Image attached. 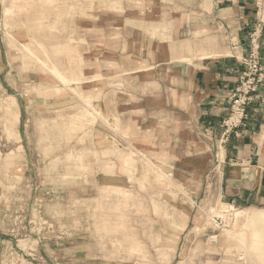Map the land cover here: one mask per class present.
<instances>
[{
	"label": "rangeland",
	"instance_id": "obj_1",
	"mask_svg": "<svg viewBox=\"0 0 264 264\" xmlns=\"http://www.w3.org/2000/svg\"><path fill=\"white\" fill-rule=\"evenodd\" d=\"M85 1L57 0L54 4H46V0H30L26 12L17 14V8L22 4L20 0H0V105H4L9 96H13L21 111L18 123L11 128L19 140L17 136L8 138V133L4 131L6 115L0 110V215L6 217V230L16 238V243L10 247L9 252L0 256V264H37L34 253L37 254L35 248L41 244H48L49 250L54 246L67 249L68 260L65 264H73V260L78 261L76 264H237V258L224 255L220 245L225 229L235 232L244 230L242 221L235 224L236 218L233 216L224 220L216 216L214 218H217L218 229L213 221L204 226L207 224L205 213H209L212 207L221 210L220 203L228 204L221 199L223 167L220 158L206 157L212 153L206 154L205 144L189 143L186 128H182L180 136L175 135L178 128L177 125H172L174 119L164 121L168 126H163L162 123L157 126L159 121L144 118L141 126V118L135 117V113L133 116L130 114L124 123L121 122L123 128L134 123V128L130 131L132 134L129 133L127 137L123 132L105 128L97 122V125L87 123L77 138L64 142L62 136L65 132L63 134L62 129L49 127H52L60 115H64L60 119L61 124L67 123L70 115L76 113L73 106L81 105L82 101L70 91L52 98H65L62 104L56 100L39 98L38 91L45 90L48 86L60 85L57 82L59 80L44 71L26 52L14 48L9 38L36 37L50 50V57L53 56L51 59L56 62L54 64L62 70L69 69V73L78 63L72 58L74 54L66 44H72V49L80 48V53L87 59L91 55L98 58L101 56L103 59L105 53L109 52V34H114L115 30L119 33L115 40L117 44H122L124 37L130 42V48L122 50L125 55H140L138 51H144L148 45V55L153 57L156 42L160 41L144 33L142 28L155 24H165L168 28L166 36L171 35L175 42L187 43L191 40L212 48L218 43V39L205 29L211 11V0H114L113 5L120 3L122 13L108 8L112 0ZM9 7L16 14L12 20L4 14ZM40 9L47 13L44 22L37 21L43 14ZM64 10L67 11L65 14ZM148 12L151 15H147ZM111 16L117 17L116 23L107 21V17ZM101 22L104 24L101 33L96 29L94 32L97 33H88V28L101 26ZM93 34H99L98 41L88 37L87 42H81L80 45L77 42L71 43L74 37L85 38L94 36ZM137 40L143 42L141 50L135 43ZM164 41L168 44V40ZM56 44L60 45L53 48ZM33 48L42 55L38 47ZM122 52L117 51L119 56ZM187 52L184 54H188ZM113 73L116 79L100 78L94 84L83 86L87 93H94L92 86L97 88L93 110L106 113L110 105V109L114 111L116 98H111L110 90L115 89L119 85L118 80L123 77L118 78L121 75L118 67ZM128 84L131 85V82ZM168 109L172 110L171 107ZM109 122L114 124L115 118L110 116ZM103 144H110L123 151L136 149L146 153L150 159L158 154L166 155L167 163L162 168L166 175L181 181L185 194L175 191V198H164L161 192L165 189L160 187L155 177L157 174L152 169L148 180L141 182L139 179L147 170L145 162L140 161L142 156L137 159V173L135 172L134 177L126 172L124 162L121 164L116 160L112 162L113 169L104 173L106 170L100 153V146ZM19 145H22V150H17ZM139 151L136 152L138 156ZM11 152L13 157L7 162L5 157ZM68 154H83L86 169L76 171L82 158H68ZM108 184L119 185L113 193L118 195V191H121L128 203L125 204L123 198L116 196L112 199L101 198L107 191H103V186ZM117 200L120 203L119 211L114 206ZM154 201L176 205L188 215L185 230L180 233V240L175 246L160 245L151 238L155 216L162 219L154 209ZM197 221L198 228L195 227ZM104 222L108 224L106 230L99 231L98 227ZM258 228L264 236V225L259 224ZM211 235L219 237L217 244L209 242ZM132 240L138 243L140 252L130 251ZM253 240L251 234H248L249 246H252ZM199 243L204 245L205 252L196 250ZM163 252L166 256L161 255ZM62 257L65 258L64 255ZM54 258L60 259V256H53L52 263L48 260V264H57L58 261H54Z\"/></svg>",
	"mask_w": 264,
	"mask_h": 264
},
{
	"label": "crops",
	"instance_id": "obj_2",
	"mask_svg": "<svg viewBox=\"0 0 264 264\" xmlns=\"http://www.w3.org/2000/svg\"><path fill=\"white\" fill-rule=\"evenodd\" d=\"M211 3V11L205 29L211 33L212 37L218 39V43L212 48L205 47L210 51V56L197 58L186 54L184 56L190 62L187 63L180 59L174 58V60L171 55L167 57L162 51L151 57L148 55L149 48L138 51L140 55H131V53L125 55L122 50L129 49L130 42L124 37L123 43L117 44L115 40L119 33H116L118 31L115 30L114 34H109V52L105 53L103 59L96 55H91L87 59L83 54L77 55L76 59L72 57L78 66L73 68L71 73H69V69L59 68L61 73L64 76L66 73V78L69 79L68 90L60 80L57 81L60 85L54 86L60 87L62 95L66 91H70L78 96L82 102L81 105L73 106L76 108V113L91 112L95 115L93 124L100 123L105 127L113 128L116 132L122 130L123 134L127 131L128 125L123 128L122 124L128 120L130 114L133 116L135 113V117L141 118V126H143L141 121L144 118L159 121L160 123H156L157 126L161 123L163 126H168L169 124H164V121L174 119L175 122L172 125H177L178 128L175 135L180 136L182 128H186L189 143L205 144L206 154L212 153L206 157L220 158L223 167L220 187L222 201L250 212H264V111L259 108L258 104H253L248 108V119L242 125L230 130H226L224 126V121L231 115L230 94L244 70L242 61L249 56L252 39L255 37H257L256 43L259 46V56L264 64V0H211ZM119 5V2L115 3L113 7L116 8L111 7L110 10L122 13ZM96 14H101V12H96ZM116 18L110 23H116L118 20ZM100 32L102 31L99 30L98 33ZM97 36L99 34L93 36L96 41H98ZM87 37L83 38L82 42H87ZM75 38L71 39V43H76L74 42ZM80 38L76 39L77 45L81 44ZM180 42L175 43L180 46ZM193 43L191 40L189 41L191 46ZM70 45L72 46V44L67 46ZM159 45H164V43L156 42V48ZM169 47L171 51L173 46L169 44ZM119 50L122 52L120 56L117 53ZM177 54L179 55V49ZM144 64H148V66H144ZM117 67L121 71L118 78L123 77V79L118 80L117 84L119 85L110 90L111 98H116L115 108L112 107L114 111L110 109V105L106 113L93 110L97 88L92 86L94 93H87L84 91V85L94 84L100 78L116 79L113 72L115 69L117 70ZM48 74H50L49 71ZM51 76L53 77V75ZM75 77H78V82L74 81ZM129 81L131 85L128 84ZM51 88L52 86L46 87L48 91ZM121 89L124 92H121ZM52 100L62 104L65 98ZM170 107L171 111L168 109ZM18 112L20 119L21 111L18 110ZM166 115L170 117H166ZM110 116L115 118L114 124L109 122ZM185 116L186 119H184ZM58 117V120L54 121L52 127L49 128L62 129L63 134L65 132L62 139L64 138L66 143L77 138L79 132L83 131L89 123H83L76 137L70 138L68 134L69 121L63 125L61 120L64 115ZM118 122L121 127L119 130L116 127ZM121 122L123 123L121 124ZM41 124L45 123L41 122ZM131 125L134 123L129 124V126ZM103 146H108V154L102 153L100 148L102 165L106 170L103 172L109 173L113 169V160L118 161L114 156L116 147L110 144H103ZM121 151L123 154H127L132 150ZM76 152L78 151L76 150ZM81 155H77V157ZM173 179L175 180V178ZM175 181L179 184L181 182ZM118 186L114 184L103 186V191L104 189L107 191L102 194L101 198L112 199L114 196L119 199L123 198V196L113 193V190ZM124 190L129 193L126 187ZM129 195L133 197V194L129 193ZM116 202L114 203L115 207L120 204L119 200ZM155 217L151 227L152 240L158 238L174 240L178 244L179 235L185 230L181 231L179 219L173 218L171 221H165L159 216ZM120 219L123 218L120 217ZM5 225L6 217L0 215V256L7 254L10 247L16 243V238L6 230ZM54 247L49 250L48 244H41L35 248L37 254L34 253V255L38 261L37 264H48V260L51 262L53 256H60V259L54 258V261H58L57 264H65L68 260L67 249ZM163 250L166 252L167 249ZM63 255L65 258L62 257ZM161 255H166V253L163 252ZM76 263L78 261L73 260V264Z\"/></svg>",
	"mask_w": 264,
	"mask_h": 264
},
{
	"label": "bare ground",
	"instance_id": "obj_3",
	"mask_svg": "<svg viewBox=\"0 0 264 264\" xmlns=\"http://www.w3.org/2000/svg\"><path fill=\"white\" fill-rule=\"evenodd\" d=\"M29 1L30 0H20V2L22 4L20 6H18L17 14H21V13L26 12ZM31 1H35V0H31ZM48 2L54 4L57 2V0H46V4H48ZM91 2H92V0H91ZM109 3L111 4L110 7L108 6L109 9L111 7L116 8V7H113L114 6L113 5L114 0L110 1ZM80 4H82V3H80ZM92 6H93V4H92ZM92 6H90V7H92ZM105 9H107V8H105ZM39 11H42V10L40 9ZM64 11H65L64 12V14H65L67 11L66 10H64ZM42 13L43 14L41 15V17L37 18L38 22H44L45 17H47V15H46L47 13L45 14L44 11H42ZM4 14H5V17L10 18L11 20L14 19L15 15H16L15 10L13 8H10V7L5 9ZM59 14H60V12H59ZM147 15H151V14H149V12H148ZM62 16H65V15H62ZM58 17H61V16L58 15ZM114 18L115 17H112V16L107 17V21L112 22ZM168 23H170V22H168ZM6 25H8V24H6ZM95 25H97V23H95ZM103 25L104 24L101 23V26H98V27L93 26L91 28H88L87 31L89 34L93 33L94 29H96V31H99V30L102 31ZM142 29H143L144 33L148 34L152 38H157V40L164 43V45H159V47L156 48L157 51L153 52L154 55H156L158 52L162 51L164 53V55L167 57L171 55L172 59L175 58V59H180V61H187V62H188V58L184 56V55H186V54H184L185 51H188L187 53L192 55V56L201 57V58H205V57H208L211 55L209 50L205 49L204 46H202L201 44H199L197 42L196 43L194 42L192 44V46L189 44V42H187V43L186 42H180L181 45L179 46L178 43H175L172 40L171 35L166 36L168 28L166 27L165 24H163V25H161V24L156 25L155 24V25H152L149 27H143ZM135 31H137V30H134V32ZM140 33H141V31H140ZM9 36L10 35H8V37ZM78 37L79 36H77L74 39V42H77ZM88 37H91V39H93L92 35H90ZM9 38H10V40H11L10 42L14 48H16L17 50L19 48L21 51L26 52L29 57L34 58L41 65V67L44 71H46L47 73L49 71V73L51 75H53V77L60 80V82L62 81L64 86H65V89L68 90L67 86H69V79L66 78V73L64 76L61 73L59 67L54 64L56 62H54L55 60L52 61L53 59H51V58H53V56L50 57V50L49 49L47 50L44 43H42L41 41H38L36 37L24 39L21 36V37H19V39H15L13 36L12 37L10 36ZM82 40H83V38L81 37L80 43L82 42ZM164 40H168V44H166ZM171 41H172L171 45L173 46V49L170 51L169 43ZM135 43L139 47V50H141L143 47L142 46L143 42H141L140 40L139 41L137 40ZM133 44H134V42H133ZM59 45L60 44L53 45V48L54 47L58 48L57 46H59ZM67 45H69V44H67ZM67 45H65V46H67ZM33 46L38 47L41 50L42 55L35 52ZM70 47H71V45L67 46L69 51L72 54H74L73 58L76 59L77 55L82 54L79 51L80 48L72 49ZM146 47L149 48L148 45H146ZM178 49H179V55L177 54ZM55 56H57V55H55ZM74 81L78 82L79 81L78 77H75ZM37 93L40 96L39 98L46 100V101H48V99L51 100L52 98L62 96V90H60V87H58V86H52L51 90H49V91H48V89H45V90H40ZM5 103H4V105H0V110H3L5 112V115H6V122H5L6 126L4 125L5 126L4 128H6L7 131L5 129H4V131L8 133V134L7 133L6 134L8 135L9 139L11 138L10 136H15V137L17 136V138L19 139L18 135L14 134L15 131L11 129L19 121V112L17 111L16 99L13 96H9ZM58 112H60V111H58ZM94 118H95V115L92 114L91 112L90 113L81 112L80 114L75 113L74 115L70 116L69 125H68V134L70 135V138L76 137V135L78 134V131L82 127L83 123L89 122L90 124H93ZM116 127H117V130H119L121 128L119 125V122L116 124ZM133 128L134 127L132 125L131 126L128 125L127 131L125 132L124 135L127 137V135L130 133V131L133 130ZM121 131L122 130H120V132ZM130 134H132V133H130ZM22 148H23L22 145H19L17 150H19V149L22 150ZM100 148L102 150V153L108 154V146L101 145ZM137 151H139V150L133 149L131 151V153L123 154L120 148H116L114 156L118 159V161H120L121 164H122V162H124L126 172L131 173V175H130L131 177H134L135 174L137 173L136 172V166H137L136 164L138 163L137 159H139V157L142 156V158L144 160L142 159L140 161L145 162L144 165L147 167V170H145L146 172L142 175V178L140 177L139 180L141 182L147 181L148 177H149V173L151 172L150 169H152L153 172L155 174H157L155 177H156L157 182L160 184V187L163 186V189H165V191L161 192V194L164 198H166L167 196H169L171 198H175V196H176L175 191H179V192L185 194V190L183 189L181 184L177 183L173 178H171L170 175L169 176L166 175L163 168H162L163 165H165L167 163V161L165 159L166 155H164V154L159 155L158 154L156 156H153L154 159H150L147 156V154L144 152L141 153L139 151L138 153L140 154V156H138V154H136ZM89 154H90V152H89ZM1 156L2 155L0 154V157ZM90 156H91V154H90ZM12 157H13V154L11 152L10 155H7L5 157L6 161L8 162ZM97 157H98V155H97ZM68 158H76V159L82 158L81 159L82 163L79 164L78 167L75 168V170L76 171H78V170L82 171V170L86 169L87 166L83 163V159H84L83 155L77 157V155H74V154L69 155L68 154ZM118 195L123 196L125 204L128 203L126 196L123 193H121V191H118ZM153 206H154V209L159 213V215L162 216L163 220L171 221L173 218L179 219L181 231H183L185 229L186 221L188 220V215H186L184 211L179 210V208L176 205H171V207H169L166 203L154 201ZM116 208H118L117 209L118 211L120 210L119 205L116 206ZM220 208H221V210H217V208L212 207L209 213H205L207 215V224H205L204 226H207L212 221V219L216 216L221 217L223 220L224 219H231L230 217L233 216V218H236L235 224H237L239 222L241 223V221H242L243 228H244V230L239 231V232H235V230H226V229L223 231L224 232V238L222 239L223 241L220 245L221 252L224 253V255L235 256L237 258V260H236L237 264H264V236L258 228L259 224L264 225V212H249V211H245V210L240 211L235 206L229 205V204H224V203H220ZM231 213H233V214H231ZM198 223H199L198 221L195 223L196 228H198V226H197ZM107 225L108 224L106 222H104L103 225L98 227V230L99 231L106 230ZM195 230L198 231L197 229H195ZM199 230H201V229H199ZM248 234H251V236L254 239L252 246L248 245ZM218 238L219 237L217 236V239ZM154 241L160 245L176 244L174 240H161L160 238L155 239ZM217 243H218V241H217ZM196 250L198 252L202 251V253L205 252L204 245L202 243H199ZM130 251L140 252V246L138 245V243L135 240H132V245L130 246ZM193 253H195V252H193ZM202 253H201V255H203ZM163 256H166V255H163Z\"/></svg>",
	"mask_w": 264,
	"mask_h": 264
},
{
	"label": "built area",
	"instance_id": "obj_4",
	"mask_svg": "<svg viewBox=\"0 0 264 264\" xmlns=\"http://www.w3.org/2000/svg\"><path fill=\"white\" fill-rule=\"evenodd\" d=\"M256 41L257 37L252 39L251 52L242 61L244 70L230 94L231 115L224 121L226 130L242 125L248 119V108L253 104H258L259 108L264 111V64L259 56V46ZM212 221L218 229L217 218H213ZM217 241V235L209 237L211 244H216Z\"/></svg>",
	"mask_w": 264,
	"mask_h": 264
}]
</instances>
